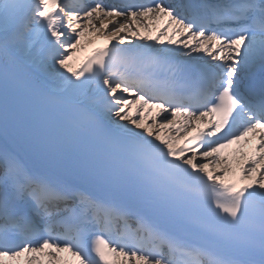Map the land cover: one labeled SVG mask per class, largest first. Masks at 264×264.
Instances as JSON below:
<instances>
[{
  "label": "snow or ice",
  "instance_id": "1",
  "mask_svg": "<svg viewBox=\"0 0 264 264\" xmlns=\"http://www.w3.org/2000/svg\"><path fill=\"white\" fill-rule=\"evenodd\" d=\"M0 264H264V0H0Z\"/></svg>",
  "mask_w": 264,
  "mask_h": 264
},
{
  "label": "bare ground",
  "instance_id": "2",
  "mask_svg": "<svg viewBox=\"0 0 264 264\" xmlns=\"http://www.w3.org/2000/svg\"><path fill=\"white\" fill-rule=\"evenodd\" d=\"M152 24H153V29H154L153 34H154L155 33V29L160 26L159 25L160 23H158V22H152ZM141 30L143 31V28ZM102 39H105V38L104 37H98L94 33L91 34V35L86 33V35L84 37H82V46H81V49L78 50L75 53V56H74L73 60L71 61L73 63V65L75 66L80 60H82V57H83L84 54H86L87 52H89L96 45L100 44L101 41H102ZM164 134L165 133H163V132L161 133V135H164ZM169 134L178 137V135L176 133H174V132H171ZM233 163H235V162H233Z\"/></svg>",
  "mask_w": 264,
  "mask_h": 264
}]
</instances>
